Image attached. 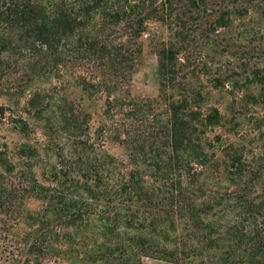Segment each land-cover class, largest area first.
Returning <instances> with one entry per match:
<instances>
[{
	"label": "trees",
	"instance_id": "trees-1",
	"mask_svg": "<svg viewBox=\"0 0 264 264\" xmlns=\"http://www.w3.org/2000/svg\"><path fill=\"white\" fill-rule=\"evenodd\" d=\"M251 1L0 0V264H264V83L231 122L179 83L187 43ZM145 43L156 98L129 89Z\"/></svg>",
	"mask_w": 264,
	"mask_h": 264
},
{
	"label": "rangeland",
	"instance_id": "rangeland-1",
	"mask_svg": "<svg viewBox=\"0 0 264 264\" xmlns=\"http://www.w3.org/2000/svg\"><path fill=\"white\" fill-rule=\"evenodd\" d=\"M248 7L249 14L235 15L225 28L198 31L182 53L183 78L179 83H183L187 89L201 93V99L209 105L219 107L226 113L229 122L236 117V113L242 112L239 106L232 110L235 96L240 99L242 95L256 93L259 87L257 83H264L258 77V73L264 71V0H252ZM239 9L243 10L241 7ZM159 83L157 55L149 43H145L130 83L131 95L135 98H156L159 95ZM54 84L62 85L67 98L83 105L91 117L93 131L107 123L104 114L106 95H86L73 83L71 77H65L60 83ZM216 85L218 86L215 87ZM235 87L240 89L238 93ZM255 111L261 115L260 110ZM228 127L233 133L236 132L232 126ZM4 133L6 134L5 131ZM225 133L224 129H217L210 135L215 137ZM253 135L258 136V132ZM106 149L118 159L127 160L126 151L121 145L109 141ZM36 206L30 205V208L34 209ZM1 235L3 238L9 237L4 241L14 247L11 236L6 233ZM47 264L61 263L50 261ZM142 264L173 263L145 258Z\"/></svg>",
	"mask_w": 264,
	"mask_h": 264
}]
</instances>
